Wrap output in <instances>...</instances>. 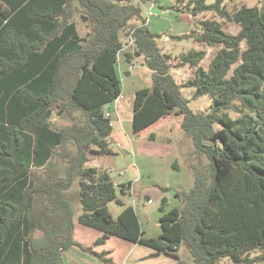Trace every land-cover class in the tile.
<instances>
[{"label":"trees","instance_id":"obj_1","mask_svg":"<svg viewBox=\"0 0 264 264\" xmlns=\"http://www.w3.org/2000/svg\"><path fill=\"white\" fill-rule=\"evenodd\" d=\"M232 1H189L193 17L212 12L195 33L217 51L207 69L200 65L204 50L183 53L180 65L195 71L179 83L171 55L142 13V4L157 0H0V264H66L73 246L107 264V252L94 246L111 236L150 247L153 256L176 257L185 245L191 264L264 260V0ZM77 11L91 26L85 36ZM226 23L239 31H226ZM124 32L145 56L153 81L134 93L132 133L174 113L195 152L209 160L207 171L194 167L188 191L176 192L181 205L166 210L163 199L157 237L147 235L134 206L117 217L109 211L110 201L124 205L117 191L130 192L132 181L117 185L108 170L87 164L89 153L113 152L104 106L122 94L119 58L130 44ZM132 54L126 52L127 61ZM183 87L193 88L194 97L210 95V110L193 111ZM54 109L73 123L54 125ZM76 182L78 222L102 232L93 246L75 239L68 191ZM254 251L261 253L251 258Z\"/></svg>","mask_w":264,"mask_h":264},{"label":"rangeland","instance_id":"obj_2","mask_svg":"<svg viewBox=\"0 0 264 264\" xmlns=\"http://www.w3.org/2000/svg\"><path fill=\"white\" fill-rule=\"evenodd\" d=\"M117 1V0H115ZM190 0H157V7L153 8L154 15H148L149 4H142V13L148 19V26L152 32L160 35L158 44L164 54L171 55L172 74L179 83H184L191 76H194L195 67L190 64L180 65V58L183 53L192 49L204 50L205 57L200 65L209 67V63L217 51V47L201 43L197 40L196 31H200L199 21L208 19L212 12L205 11L195 17L187 9V5L193 7ZM217 0H206L207 4L215 3ZM262 0H233L232 3H244L247 6L260 5ZM121 2L137 5L139 0H124ZM229 0H223V4ZM74 20L78 24L79 33L85 36L91 31L88 22H83L80 12L77 11ZM226 31L236 34L239 26L226 23ZM193 33V34H192ZM122 40L125 45L120 54L119 74L122 81L121 97L115 102L104 106L105 112L111 115L114 127L113 136L110 137V147L113 150L109 154L89 153L88 165L101 167L108 170L111 178L119 185L121 182L133 181L132 189L126 193L117 191L118 197L124 202L120 205L115 201L108 203V208L114 217H117L125 206L132 205L140 215L142 225L148 236H159L161 227L159 217L162 214L160 207L163 199L167 200L165 209L169 210L174 206L181 205V200L176 196L177 191H188L194 184V173L196 169L209 170V160L203 153H196L192 139L179 128L181 116L174 113L160 118L155 124L142 130L138 135L132 133V105L134 100V89L151 87L152 70L147 66L145 56L135 52L132 39L124 32ZM126 52L133 53L131 61H126ZM136 53V54H134ZM127 72L130 75L125 76ZM182 93L188 100V106L195 112H207L213 103L210 95L194 97V89L183 87ZM54 109L52 121L60 127L64 124L73 123V119L67 115H60ZM231 116L236 113L230 112ZM154 133V140L149 136ZM133 164L137 167L134 170L130 167ZM177 165V166H176ZM196 169H195V168ZM78 183L68 191V196L74 208V220L77 226L79 238L80 229H86L89 233L101 236L102 233L79 224L78 218L81 208L77 199ZM151 199V201H149ZM88 233V235H90ZM81 241L89 242L88 239L80 238ZM83 245V244H82ZM114 249L113 260L107 264H191L192 257L185 245L179 247L177 256L160 254L153 256L154 249L135 244L118 236H111L105 245ZM70 253L66 255V264L70 260H76L77 264H94L95 257L89 252L84 253L81 247L73 246ZM98 252V251H97ZM83 254V257L76 255ZM260 251L251 253V258L260 255ZM76 255V256H75ZM108 254L105 255L106 258ZM143 258V259H142ZM106 263V262H105ZM220 264H235L229 258L221 260ZM251 264H264V260H256Z\"/></svg>","mask_w":264,"mask_h":264},{"label":"crops","instance_id":"obj_3","mask_svg":"<svg viewBox=\"0 0 264 264\" xmlns=\"http://www.w3.org/2000/svg\"><path fill=\"white\" fill-rule=\"evenodd\" d=\"M127 61V60H126ZM119 62H120V58H119ZM119 67V66H118ZM128 75H130V73L128 74H126L125 76H128ZM138 89H140V88H135L134 89V93L136 92V90H138ZM132 114V113H131ZM111 115H114L113 113H111ZM113 136V135H112ZM130 167L132 168V169H134V170H137V167L135 166V165H133V164H130ZM132 183H133V181H132ZM80 225H82V226H85V225H83V224H81V223H79ZM77 224H76V221H75V239L78 241V242H80L81 244H83L84 246H86V247H88V246H93V243L96 241V239L97 238H99L100 236H98L97 237V235L96 234H94V233H89L86 229H80V231H79V238H78V235H77V226H76ZM85 227H89V226H85ZM89 228H91V227H89ZM92 229H94V228H92ZM145 229V228H144ZM94 230H96V231H98V232H100V233H102L101 231H99V230H97V229H94ZM145 231H146V229H145ZM88 233L90 234V235H88ZM102 235V234H101ZM84 236L86 237V239H88L89 240V242H87L88 244H86L85 242H83V241H81L80 240V238H84ZM111 238V237H110ZM109 238V239H110ZM108 239V240H109ZM108 240L104 243V244H100V245H97V246H94V250L95 251H98V252H107V257L109 258V259H111L110 261H112L114 258H113V256H112V254H113V252H114V249H112V248H107L105 245H106V243L108 242ZM135 244H137V243H135ZM73 248H75V247H71V248H69L68 250H66L65 251V263H66V255L68 254V253H70L71 251V249H73ZM84 253H86L85 251H84ZM90 254V253H89ZM76 255H80V256H82L83 257V254L81 255V253H76ZM75 255V256H76ZM92 255V254H91ZM95 257V259L93 258L92 259V263H94V264H106L104 261H102L100 258H98L97 256H95V255H92V257ZM143 259V258H142ZM70 262L71 263H74V264H77V262H76V260H73V259H71L70 260Z\"/></svg>","mask_w":264,"mask_h":264},{"label":"built area","instance_id":"obj_4","mask_svg":"<svg viewBox=\"0 0 264 264\" xmlns=\"http://www.w3.org/2000/svg\"><path fill=\"white\" fill-rule=\"evenodd\" d=\"M149 11H148V15H154V12H153V8H155V7H157V5L155 4V2H151L150 4H149ZM147 21H148V19H147ZM129 45V44H128ZM121 97V95L119 96V98ZM118 98V99H119ZM118 99H116L115 100V102L118 100ZM106 116L107 117H110L111 116V114L109 113V112H106ZM149 201H151V199H149Z\"/></svg>","mask_w":264,"mask_h":264},{"label":"water","instance_id":"obj_5","mask_svg":"<svg viewBox=\"0 0 264 264\" xmlns=\"http://www.w3.org/2000/svg\"><path fill=\"white\" fill-rule=\"evenodd\" d=\"M118 2L124 1V0H117Z\"/></svg>","mask_w":264,"mask_h":264}]
</instances>
